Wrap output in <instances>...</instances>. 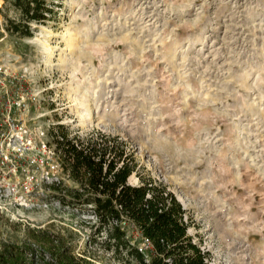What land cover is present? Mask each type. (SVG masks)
I'll return each mask as SVG.
<instances>
[{"label":"rangeland","instance_id":"obj_1","mask_svg":"<svg viewBox=\"0 0 264 264\" xmlns=\"http://www.w3.org/2000/svg\"><path fill=\"white\" fill-rule=\"evenodd\" d=\"M3 1L2 75L30 96L14 116L51 141L56 124L116 136L127 182L175 196L208 264H264V0H44L53 14L28 22ZM60 208L0 213V246L27 238L33 264H56L59 243L78 264H138L106 230L85 238L89 209Z\"/></svg>","mask_w":264,"mask_h":264},{"label":"trees","instance_id":"obj_2","mask_svg":"<svg viewBox=\"0 0 264 264\" xmlns=\"http://www.w3.org/2000/svg\"><path fill=\"white\" fill-rule=\"evenodd\" d=\"M14 5L26 22L44 21L53 14V8L44 0H14ZM12 31L29 35L27 25L13 24ZM54 130L62 166L79 184L76 189H66L70 199L60 198L63 203L92 204L98 217L97 232L107 229V238L114 240L117 249L120 246L128 249L138 264H208V253L187 234L185 209L175 196L151 182L139 185L127 182L136 163L123 142L100 132L70 136L69 125L65 124H56ZM122 216L129 218L140 234L150 240L148 262L145 256L143 261L135 246H128L125 228L117 225L108 228L110 221ZM26 239L21 245L3 243L0 264H33ZM53 247L56 264H78L60 243Z\"/></svg>","mask_w":264,"mask_h":264},{"label":"built area","instance_id":"obj_3","mask_svg":"<svg viewBox=\"0 0 264 264\" xmlns=\"http://www.w3.org/2000/svg\"><path fill=\"white\" fill-rule=\"evenodd\" d=\"M0 2L1 7L4 1ZM16 81L15 77L2 75L0 67V213H10L13 217L20 209L30 210L55 203L59 208L68 207L70 205L63 203L60 198L70 199L64 194L62 184L70 175L62 166L60 151L53 136L50 135L51 141L45 127L37 124L29 128L21 116H14L16 111L23 113L27 110V100L30 97L26 91L18 88L12 94L11 88L15 87ZM57 187L60 189H56ZM71 206L76 209L86 207L91 212L92 224L91 221L79 218L80 222L85 221L95 228L92 234L90 230L84 229L87 233L85 238H100L104 235L103 230L107 229L97 232L98 217L92 204ZM114 225L121 228L131 225L134 228L139 238L134 246L142 255L143 261L145 256V261L148 262L147 251L152 248L150 240L142 236L126 216L110 221L108 228Z\"/></svg>","mask_w":264,"mask_h":264}]
</instances>
